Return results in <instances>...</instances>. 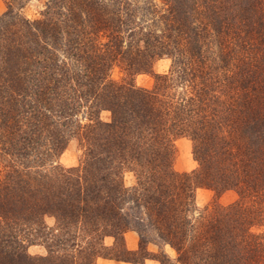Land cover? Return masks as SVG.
<instances>
[{"label": "trees", "instance_id": "obj_1", "mask_svg": "<svg viewBox=\"0 0 264 264\" xmlns=\"http://www.w3.org/2000/svg\"><path fill=\"white\" fill-rule=\"evenodd\" d=\"M8 8L0 264H264V0H50L36 23ZM163 58L168 73L154 74ZM141 73L151 89L134 84ZM73 138L80 165L64 168ZM179 138L192 143L190 173L173 169ZM197 189L213 193L201 210ZM227 192L236 200L224 206ZM150 230L175 262L143 255ZM35 245L46 255L31 256Z\"/></svg>", "mask_w": 264, "mask_h": 264}, {"label": "rangeland", "instance_id": "obj_2", "mask_svg": "<svg viewBox=\"0 0 264 264\" xmlns=\"http://www.w3.org/2000/svg\"><path fill=\"white\" fill-rule=\"evenodd\" d=\"M50 0H0V16L3 15L9 8L13 9V12L18 14L21 18L26 19L30 23L40 22L43 18L42 13L44 12L46 5ZM11 4V6H10ZM40 31V30H39ZM38 32V31H37ZM66 58L65 54L62 55ZM171 65V60L167 58L159 59L153 64V73L154 74H166L168 73ZM122 72L119 67H114L110 71V78L114 81H120L122 78ZM134 84L140 88L151 89L154 85V78L150 74H137L134 76ZM108 113H101L102 119L108 118ZM175 145V158L173 160V169L177 173H190L197 169L198 164L194 161L192 156V143L186 138H179L174 142ZM82 149L79 142L73 138L66 146L65 150L59 157V164L64 168H76L80 165ZM124 183L126 187H131L135 184V177L132 173H127L124 176ZM236 200V196L232 192H227L220 197L219 203L221 205H229ZM213 201V193L206 189H197L195 195L196 206L199 210L208 206ZM46 223L49 227L53 226L54 220L52 218H46ZM136 239V247L134 250L138 251L140 238L135 231H128L124 234V243L125 248L129 250L130 242L132 241V236ZM146 239L147 243L142 245L143 255H159L164 253L168 258L175 262L176 253L175 251L167 244H163L157 240L156 236L153 234V231H148ZM106 246H111L113 244V238L107 237L104 239ZM129 244V245H128ZM28 253L31 256H45L46 252L43 246H30L28 248ZM134 261L124 262L117 261L114 259H97L95 264H159L155 260H143L137 257H133ZM174 264H177L176 262Z\"/></svg>", "mask_w": 264, "mask_h": 264}, {"label": "crops", "instance_id": "obj_3", "mask_svg": "<svg viewBox=\"0 0 264 264\" xmlns=\"http://www.w3.org/2000/svg\"><path fill=\"white\" fill-rule=\"evenodd\" d=\"M130 236H132L131 238H132V241L130 242V245H129V250H134L135 249V247H136V239H135V237L132 235V233H130Z\"/></svg>", "mask_w": 264, "mask_h": 264}]
</instances>
